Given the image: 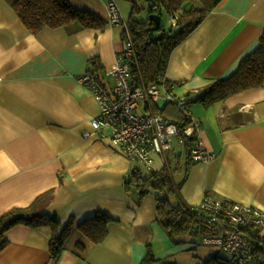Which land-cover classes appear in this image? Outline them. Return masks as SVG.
Segmentation results:
<instances>
[{
  "label": "crops",
  "instance_id": "obj_1",
  "mask_svg": "<svg viewBox=\"0 0 264 264\" xmlns=\"http://www.w3.org/2000/svg\"><path fill=\"white\" fill-rule=\"evenodd\" d=\"M12 1L0 0V219L11 208L36 201V212L58 215L59 232L71 222L78 240L69 235L54 259L52 227L18 223L0 236V244L5 241L0 264H206L217 253L230 257L200 236H170L157 221L155 192L139 197L138 190L127 191L125 182L134 165L150 171L172 161L186 203L198 206L209 195L264 211V83L208 106L196 99L212 82L229 77L257 47L264 0H220L175 46L166 70L168 86L190 99L213 156L188 164L185 143L183 151H175L174 140L171 159L155 155L151 168L94 129L99 103L80 81L83 73L97 69L107 86H114L106 71L122 49L126 28L109 22V0H70L98 15L103 28L45 26L37 34L25 26ZM125 1H133L129 15L121 9L128 26L132 19L164 25V7L151 12L147 0L139 17L137 0ZM152 13L160 15L158 24L148 16ZM172 15L176 20L177 13ZM175 104L160 100L155 110L177 118ZM147 110L141 100L138 111ZM98 212L112 219L105 239L93 243L78 224ZM77 241L86 249L80 250Z\"/></svg>",
  "mask_w": 264,
  "mask_h": 264
},
{
  "label": "trees",
  "instance_id": "obj_2",
  "mask_svg": "<svg viewBox=\"0 0 264 264\" xmlns=\"http://www.w3.org/2000/svg\"><path fill=\"white\" fill-rule=\"evenodd\" d=\"M150 11L154 12L161 6L171 14L177 13L175 25L177 29L170 33L164 25L153 29L151 21L132 19L129 25L133 33L137 59L133 62V79L136 85L150 84L160 80L166 74L170 55L175 46L189 33H191L211 12L220 0H151ZM12 6L25 24L34 34L45 26L52 28L68 27L78 30L80 28H103L105 22L89 10L77 8L70 0H13ZM174 26V25H173ZM264 83V30L259 37L257 47L247 54L240 62L238 68L226 78H220L208 85L196 99L205 105H211L223 100L237 92L255 88ZM168 86V80L166 79ZM189 99V98H188ZM190 100V99H189ZM167 103H173L167 101ZM176 105V104H175ZM177 106V105H176ZM179 116L168 120L177 122L180 128L189 124L183 112L177 106ZM192 138L185 142L188 164L192 162L190 147ZM193 163V162H192ZM171 163L160 169L145 172L141 166L134 165L126 178L127 191L138 190L139 197L155 192L157 221L167 230L170 236L190 234L204 236L215 234L218 227L210 223L199 211V205L186 203L178 191L181 182L174 181V170ZM36 201L26 207H13L5 212L0 219V236L13 225L26 223L32 226L47 224L53 229L50 240V251L54 259H58L65 248V242L70 235L72 223L64 226L59 232L61 221L57 214L38 213L35 209ZM112 218L102 212L85 219L78 224L80 232L91 242L97 243L105 239L108 233V223ZM253 245L251 259L243 264L253 261V264H264V234L260 228L245 229ZM5 241L0 244V248ZM80 250L86 249L83 241H77ZM206 264H232L231 257L222 253L214 254Z\"/></svg>",
  "mask_w": 264,
  "mask_h": 264
},
{
  "label": "built area",
  "instance_id": "obj_3",
  "mask_svg": "<svg viewBox=\"0 0 264 264\" xmlns=\"http://www.w3.org/2000/svg\"><path fill=\"white\" fill-rule=\"evenodd\" d=\"M109 22L124 25L125 39L115 62L106 71L114 79L109 87L99 70H88L80 81L88 86L99 103V114L92 120L94 129L111 138L130 158L140 160L146 167L154 164L158 155L167 161L175 138L185 143L190 137V157L193 161L208 162L213 156L202 137V121L193 113L188 97H178L166 85V74L160 80L136 85L133 79V62L137 51L133 35L118 0L108 1ZM146 101L148 110L139 112L140 101ZM172 101L181 109L189 124L180 128L173 120L155 110L160 101ZM199 211L211 215L206 219L218 227L215 234L202 236L205 245L230 253L232 264H243L251 259L253 245L245 229L260 228L264 234V211L255 205L230 202L205 196Z\"/></svg>",
  "mask_w": 264,
  "mask_h": 264
},
{
  "label": "rangeland",
  "instance_id": "obj_4",
  "mask_svg": "<svg viewBox=\"0 0 264 264\" xmlns=\"http://www.w3.org/2000/svg\"><path fill=\"white\" fill-rule=\"evenodd\" d=\"M120 1V5H121V9L123 10V12L126 14V15H129V12H130V10H131V6H132V2L133 1H131V2H129V1H125V0H119ZM146 2H147V0H137V5H138V7L140 8V11L139 12H137V14L139 15V17H144V10H143V7L145 6V4H146ZM162 12V21H163V24H164V28L168 31V32H170V33H172V32H174L176 29H177V25H175V19H174V17H173V15L172 14H170V12L166 9V10H164L163 9V11H161ZM142 15V16H141ZM149 17H150V14L148 15ZM174 25V26H173ZM172 27L174 28V31L172 30ZM200 105V104H197V103H194L193 105H192V107L194 106V105ZM184 143H182V142H180V140H179V138L177 137V138H175V145H174V147H175V151H183L184 150ZM168 157L171 159V152H169L168 153ZM172 162V161H171ZM170 162V163H171ZM160 165V162L158 161V166ZM146 172H149V170H145ZM178 177V174L176 175V178ZM75 230H74V228L73 229H71V234H70V238L73 240V241H75V240H78V238H76V237H74V235H75ZM77 235H80V232H78V234ZM80 239V238H79ZM226 253L228 254L229 252H227L226 251ZM230 254V253H229ZM230 257H231V255H230ZM248 264H253V261H250Z\"/></svg>",
  "mask_w": 264,
  "mask_h": 264
},
{
  "label": "water",
  "instance_id": "obj_5",
  "mask_svg": "<svg viewBox=\"0 0 264 264\" xmlns=\"http://www.w3.org/2000/svg\"><path fill=\"white\" fill-rule=\"evenodd\" d=\"M150 19H151L154 23L158 24L159 21H160V15L157 14V13H152V14H150ZM153 28H158V27H153ZM202 215H205L207 218H210V217H211V215L206 214V213H202Z\"/></svg>",
  "mask_w": 264,
  "mask_h": 264
}]
</instances>
